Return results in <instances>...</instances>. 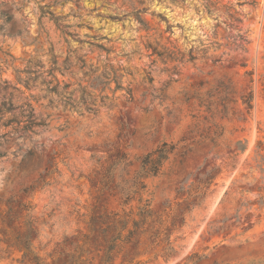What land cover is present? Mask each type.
Listing matches in <instances>:
<instances>
[{
    "label": "rangeland",
    "instance_id": "1",
    "mask_svg": "<svg viewBox=\"0 0 264 264\" xmlns=\"http://www.w3.org/2000/svg\"><path fill=\"white\" fill-rule=\"evenodd\" d=\"M164 50L170 57L155 53ZM78 58L97 72L112 65L131 98L110 82L96 113L64 107L86 85ZM93 82L98 94L103 84ZM9 103L0 264H32L4 231L26 213L33 251L55 264L78 253L91 215H107L96 227L110 225V236L139 195L151 213L112 264H264V0H0V107ZM26 105L48 124L24 129ZM163 142L171 152L159 173L133 193L141 158ZM126 194L134 198L122 205ZM87 248L89 264H100L91 239Z\"/></svg>",
    "mask_w": 264,
    "mask_h": 264
},
{
    "label": "trees",
    "instance_id": "2",
    "mask_svg": "<svg viewBox=\"0 0 264 264\" xmlns=\"http://www.w3.org/2000/svg\"><path fill=\"white\" fill-rule=\"evenodd\" d=\"M141 12L142 10H135L132 14L135 16L136 20L142 27H146L145 21L140 16ZM237 38L238 40H240V42L246 40V38L241 34H237ZM97 46L104 49L101 44ZM155 53L157 55L166 54L169 57L171 55L170 52L167 53L165 50L161 52L155 51ZM182 58L183 56L180 58V60ZM188 59L193 60L195 59V56L190 53ZM78 60L80 61V67L85 70L84 74L87 76L86 85L80 88L81 96L79 100L73 97L72 91L69 92V94L63 101L64 107L78 109V106L80 105L83 106L86 111L96 113L98 110L94 105L96 102V98L100 97L101 102H103L106 96L102 95V91L105 87H108L110 82L116 83L114 90H122L124 94L131 98L130 88L121 85V75L117 74V69H115L112 65H109L108 69L97 72V67L85 64L84 59L78 58ZM68 62V58H65L63 61L65 68H69L70 65L68 64ZM56 70H60V68L59 66H57L56 60L54 59L53 67L49 71L53 78V72ZM150 79L151 78L148 77V80ZM94 80H99V83L103 84L99 89L98 94H94L92 92V89L97 88L96 84H94L93 82ZM58 85L59 82L57 81L52 87L54 91H57ZM63 87L66 88L67 85L64 84ZM251 100V94L243 95L242 97V102L245 104L248 110L252 107ZM4 104L5 103H3V105ZM2 106L0 107V119L3 113L11 110L12 104L9 103V106L5 108ZM26 106L27 113L25 114L26 119L23 126L24 129L34 132L36 130L34 129V127H44L48 124L45 119L37 120V118L34 117V113L30 105ZM8 121H13V119H9ZM257 149L259 151H264V143L261 140L257 141ZM170 152V147H168L167 143L163 142L160 146H157L155 149L147 152L141 158L140 171L136 173L131 184L134 187L133 193H136L140 189H143L145 187L142 178L155 176L159 173L163 162L167 159V156ZM262 157L264 159V154L262 155ZM132 194H126L121 197L122 205H127L131 200H133L134 196ZM8 203L10 202L8 201ZM138 203L139 204L135 210H131L130 212H128V218L126 220L117 218V221L122 223L121 226L117 227L116 225H113L112 229L114 230V233L107 237L106 234L108 228L111 227L110 225H107L104 228L96 227V222L103 223L107 215L100 216L99 220H97L95 216L91 215L87 223V232L82 234V242L77 246L78 253L70 255L69 259L66 262L55 264H89L93 260V258L89 255L90 250L87 248V244L90 242V239L93 241V244L96 245V249L98 251L101 250V254L99 256L100 264H112L114 261V257L120 254L121 250L126 244H134L135 236L138 233L139 227L143 223H145L151 213L150 201L148 199H143L142 196L139 195ZM22 206L25 210H29L31 208V206L26 203L22 204ZM10 212L11 207L8 208L6 217L2 219V222L5 220L10 221ZM112 215L118 217V212H115ZM20 217L21 215L16 214L14 216L15 220H18ZM4 231L7 234L9 245L15 246L19 251H21L22 259H28V261L32 264H50L48 261H45L42 257L35 253L32 249V241L36 236L37 228L35 226L34 219L28 213L23 215V219L19 225H13L11 227L5 228ZM96 231L103 234L104 236V242L102 245L96 242L98 238V235L94 234V232ZM194 257L197 256L194 255ZM190 260H193V258L190 257ZM122 264H140V261H134V257H132Z\"/></svg>",
    "mask_w": 264,
    "mask_h": 264
}]
</instances>
